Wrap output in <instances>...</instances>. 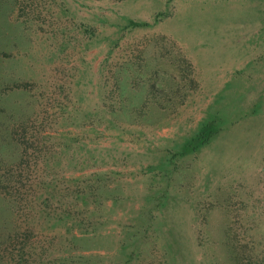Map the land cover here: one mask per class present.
<instances>
[{
	"label": "rangeland",
	"instance_id": "1",
	"mask_svg": "<svg viewBox=\"0 0 264 264\" xmlns=\"http://www.w3.org/2000/svg\"><path fill=\"white\" fill-rule=\"evenodd\" d=\"M0 264H264V0H0Z\"/></svg>",
	"mask_w": 264,
	"mask_h": 264
},
{
	"label": "trees",
	"instance_id": "2",
	"mask_svg": "<svg viewBox=\"0 0 264 264\" xmlns=\"http://www.w3.org/2000/svg\"><path fill=\"white\" fill-rule=\"evenodd\" d=\"M127 25L129 27H141L151 24L149 22H139L129 19ZM219 131L220 129L216 127L213 120L202 122L197 132L183 142L180 150L175 155L185 156L199 150L208 144Z\"/></svg>",
	"mask_w": 264,
	"mask_h": 264
}]
</instances>
